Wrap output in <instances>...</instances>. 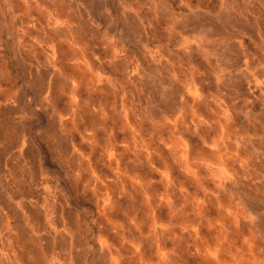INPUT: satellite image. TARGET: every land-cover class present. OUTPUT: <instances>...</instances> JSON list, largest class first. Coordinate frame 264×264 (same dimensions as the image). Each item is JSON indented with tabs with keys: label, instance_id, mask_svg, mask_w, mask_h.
<instances>
[{
	"label": "rangeland",
	"instance_id": "1",
	"mask_svg": "<svg viewBox=\"0 0 264 264\" xmlns=\"http://www.w3.org/2000/svg\"><path fill=\"white\" fill-rule=\"evenodd\" d=\"M0 264H264V0H0Z\"/></svg>",
	"mask_w": 264,
	"mask_h": 264
}]
</instances>
